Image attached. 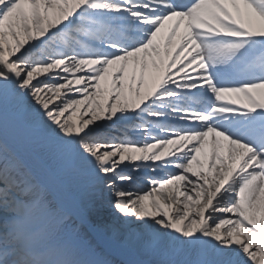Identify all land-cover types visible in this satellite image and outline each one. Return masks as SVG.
Masks as SVG:
<instances>
[{
    "label": "snow or ice",
    "instance_id": "6c2138e0",
    "mask_svg": "<svg viewBox=\"0 0 264 264\" xmlns=\"http://www.w3.org/2000/svg\"><path fill=\"white\" fill-rule=\"evenodd\" d=\"M0 264H264V0H0Z\"/></svg>",
    "mask_w": 264,
    "mask_h": 264
},
{
    "label": "bare ground",
    "instance_id": "6f19581e",
    "mask_svg": "<svg viewBox=\"0 0 264 264\" xmlns=\"http://www.w3.org/2000/svg\"><path fill=\"white\" fill-rule=\"evenodd\" d=\"M132 139H136V135L129 132ZM65 191L70 199L66 200V205L73 211L88 218L89 220L95 217L94 209L98 204V200L86 189H78L74 184H68Z\"/></svg>",
    "mask_w": 264,
    "mask_h": 264
},
{
    "label": "rangeland",
    "instance_id": "374dc122",
    "mask_svg": "<svg viewBox=\"0 0 264 264\" xmlns=\"http://www.w3.org/2000/svg\"><path fill=\"white\" fill-rule=\"evenodd\" d=\"M128 135L130 136V134L128 133Z\"/></svg>",
    "mask_w": 264,
    "mask_h": 264
}]
</instances>
